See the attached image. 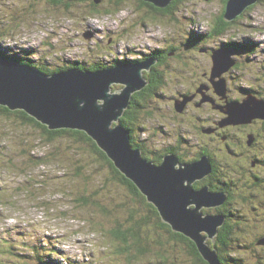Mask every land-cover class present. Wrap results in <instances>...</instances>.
Masks as SVG:
<instances>
[{
	"label": "rangeland",
	"instance_id": "rangeland-1",
	"mask_svg": "<svg viewBox=\"0 0 264 264\" xmlns=\"http://www.w3.org/2000/svg\"><path fill=\"white\" fill-rule=\"evenodd\" d=\"M69 1L54 4L49 0H0L1 47L11 56L29 57L33 66L54 69L81 61L88 67L97 62L111 67L116 58L124 61L143 58L159 42L163 46L167 38L171 41L176 37L179 40L176 44L181 45L190 31L207 32L224 9V0H185L174 14L157 15L156 19L146 21L144 16L149 8L142 0H126L120 6L103 0L98 8L102 12L98 14H92L91 0ZM108 9L111 13H107ZM230 39H238L249 48L240 55L239 67L225 75L229 80L228 96L243 101L250 93L244 92L249 89L264 96L262 1L244 12L223 37L208 41L209 45L205 43L207 40L201 41L197 50L181 49V55L170 59L162 70L166 84L147 101V111L141 113L132 128L136 140H143L144 150L139 148L147 161L152 159L143 155L145 150L151 157L161 156L163 163L165 155L161 153L170 144L177 147L186 161L194 159L204 146L223 152H215L220 174L229 173L225 152L236 161L234 164L244 160L239 164L242 169L234 173L231 189L237 204L232 207L237 215L230 221L234 237L241 238L243 244L228 249L232 253L227 254L232 264H259V260H264V239L256 242L264 235V186L258 189L248 184H253L251 179L256 172L264 177L263 164L257 171L256 166H251L254 153L259 152L264 159V120L257 119L247 127L228 125L225 131L237 145L227 150L225 145L221 146V136L205 134L201 129L216 128L214 122L223 121L228 115L208 105L216 102L214 95L208 94L209 89L198 100L193 89L195 84L205 82L203 74L211 73L214 65L209 54H201L200 49L219 48L217 42ZM123 86L114 84L113 89L117 92ZM181 91H188L187 100L178 102V106L186 102L182 105L186 108L184 113L175 110L173 100ZM217 95L224 99L223 94ZM194 99L204 103L203 107H189ZM253 133L262 135L260 149L247 147L249 134ZM177 159L179 165L192 163L179 156ZM208 185L209 192H218L209 182ZM246 196L250 201L245 203ZM85 198L90 201L84 203ZM0 199V264H39L38 257L50 264H201L182 240L173 238L157 222L153 225L142 222L136 230L141 245L147 242L150 248H166L167 262L160 256L154 258L156 253L152 251L135 257L132 252L120 253L118 248L124 244L108 229L118 222L127 228L144 217L154 218L145 201L114 177L110 165L87 142L67 136L51 142L39 127L15 114L2 112ZM98 205L107 208L112 219H107ZM193 207L195 203L189 205ZM212 208L203 206L201 210L214 216L216 210ZM200 234L208 236L206 231ZM209 240L210 237L205 239L207 245Z\"/></svg>",
	"mask_w": 264,
	"mask_h": 264
},
{
	"label": "water",
	"instance_id": "water-1",
	"mask_svg": "<svg viewBox=\"0 0 264 264\" xmlns=\"http://www.w3.org/2000/svg\"><path fill=\"white\" fill-rule=\"evenodd\" d=\"M146 1L166 7L173 0ZM257 1L229 0L226 20L236 19ZM238 53V50L226 47L213 51L212 83L216 92L224 95L226 104L220 109L228 115L221 121V126L248 125L257 119L264 120V98L249 93L243 101L228 100V82L224 74L236 65ZM155 62L153 58L120 61L99 69L69 67L46 73L36 66L22 64L0 54V105L10 110H24L50 129L75 128L88 132L116 166L159 208L165 222L195 239L211 264H222L218 251H213L205 239L216 238L226 216L206 215L201 208L221 205L229 195L227 192H209V186L196 190L192 184L212 171L211 158L204 155L191 164L179 165L177 155L169 153L163 163L147 161L142 150L133 147L131 132L120 121L134 93L148 84L144 71L150 70ZM114 84L124 86L115 92ZM182 105L177 103L180 112L184 110ZM253 136L249 135L250 145L255 140ZM191 203L196 207L189 208ZM201 231L209 235L203 237Z\"/></svg>",
	"mask_w": 264,
	"mask_h": 264
},
{
	"label": "trees",
	"instance_id": "trees-1",
	"mask_svg": "<svg viewBox=\"0 0 264 264\" xmlns=\"http://www.w3.org/2000/svg\"><path fill=\"white\" fill-rule=\"evenodd\" d=\"M49 1L54 3V4H60V3H64V1H66V0H49ZM70 1H72V0H70ZM74 1L80 2V3H86L85 2L86 0H74ZM99 1L101 2L103 0H99ZM99 1L98 0H91L90 1L89 6L93 10L92 14H98V13L102 12V10L98 9L99 4H101ZM110 1H111V3L113 2L114 4L120 6L126 0H110ZM144 1H146V0H144ZM173 1L168 6H166L167 9H166V7H161V9L157 8L158 6H156L152 2L151 3L153 4V6L155 5L154 6L155 10L160 9L161 11H164L163 15H165L167 13H171V14L173 13L172 12L173 8H170V10H168L169 6L172 3H175L176 5L178 3H180L179 2L180 0H173ZM262 1H264V0H258L257 3L250 5L246 11L257 6V4L262 2ZM228 3H229V0H224L223 12L221 15H219L216 18L215 23L212 25L211 29L208 30L209 32L207 31L205 33H200V34L199 33L196 34L195 31L192 32L191 39H196L194 42L195 46L197 45V43L201 42L202 39L207 40V41H211L215 38L223 37L226 33L229 32L231 27L234 24H236L238 22V20H240L243 17L244 13L232 21L226 20L225 13H226V10L228 7L227 6ZM67 5H68V7L70 6L69 3ZM111 11H112L111 9H108L107 13H111ZM157 15L158 14L155 11L151 10V11L147 12V15H145L144 18L146 19V21H149V20L156 19ZM238 42L240 44H238ZM224 43H225L226 48L236 49V50L240 51V53L241 52L243 53L245 49L249 48L248 45L242 43L241 41H238V39H230ZM0 54L7 59H12V60L17 61L19 63L28 64V65L33 66L29 57L23 58V57H18V56H11L5 51L3 46L1 47V45H0ZM120 61H124V60L116 58L114 60V64H117ZM136 61H141V59L136 60ZM36 67H38L39 69H41L42 71H44L46 73H53L55 71L67 69L69 67H80L83 69H99V68L108 67V65H103V64L97 62L96 64H94V65L92 64L88 67V66H84V64H82L81 61H77V62H74L70 65H64L62 67L54 68V69H52V68L50 69L45 65L44 66H36ZM147 78L150 79L149 83L142 90L134 93L130 106L126 109L124 115L121 117V122L131 132L130 135H131L132 145L136 148L140 147L143 150H144L143 140H136V138L134 136V130L132 128V125H134L138 121L137 119L141 115L142 112L147 111V109L145 108L147 101H149V99H152V97H154V94L156 93L157 90H159V88H163L165 80H166V76H165L164 72L162 71V69L158 68L155 70V74L153 75V77L150 76ZM249 92L259 96V94L254 89H249V90H247V92H244V93L247 95V93H249ZM260 96H259L260 98H264L263 95H260ZM211 107L215 108V106L213 104ZM0 112H2L4 114H10V115L15 114L20 119H22L24 122L34 124L35 126L42 129V133L45 135V138L51 142L52 141L54 142L55 140H57L59 138H63L64 136H67L69 139L74 140V141L87 142L88 144H90L92 146L93 151H96L98 153V155L110 165L112 172L114 174V177L116 179H118L121 183H124L125 185H127V187L134 194L139 195V197H141V199H143L145 201V203L149 206L151 212L154 214V218L144 217V218H142V220L131 222L132 224L127 227L128 229L124 228L123 227L124 225L120 224L119 222L115 223V225H113L110 229H108V231L112 234V236L116 240H118L124 244L123 248H118L120 253L121 252H127V253L132 252V253H134V256L131 254V257L132 256L135 257V254L136 255H145V254L152 251V252L156 253L154 258H158L157 256H160L164 261L167 262L168 256L166 254V248H150L149 247L150 244L147 242L144 243L143 245H141L139 231L136 230L137 227L142 225L141 224L142 222H144L145 224H149V225L150 224L151 225L156 224L155 222H157L158 226L163 228V229H166L168 231V233L172 235L173 238H176L178 240H182V242L189 247L190 252L195 256V258L197 259V262H199L201 264H211L201 253L200 248H199L196 240L193 239L192 237L186 235L184 232L176 231L171 224L165 222L163 220V216H162L159 208L153 202H150L148 200V197L146 196V194L143 193V191L139 188V186L134 181H132L130 178H128L116 166L115 161L109 157L107 152L98 144V142L88 132H86L85 130L75 129V128L50 129L48 125L41 123L39 120H37L36 118H34L30 114H28L26 111H24V110H10L8 107H6L4 105H0ZM214 123L217 126L219 125L217 122H214ZM216 125H212V126H216ZM227 126H220L219 125L218 126L220 129L219 132L225 133L226 132L225 129H227L226 128ZM238 126H244V127L246 126L247 127V125H238ZM204 129H206V128L201 129V131L203 133L211 134V132H206ZM253 134L255 135V133H253ZM211 135H213V134H211ZM214 135H216V134H214ZM260 136H262V135L257 134L255 141L251 145L247 142L248 149H252L255 147H258V149H260V147H261V145L259 147ZM223 145H225V147H229V146H235V145H237V143L233 142L232 140L222 139L221 146H223ZM145 151L143 152V155L145 157L147 156L149 159L151 158L152 161H155L158 164L163 161V158L161 156L151 157L152 154L146 155ZM165 152L166 153L168 152V154L170 152H176V153H178V156L180 159L183 158L184 162L186 161L185 157L182 156V153H180L178 150H176V148L173 145L169 149H166ZM215 152L219 154L220 151L212 150L211 148L204 146L200 149L198 154L192 160H195V161L199 160L204 155L209 156L211 158V161H212L213 169L209 173V177L207 176L206 178H207L208 182L211 184L212 189H214L216 191H221V190H229L230 191V195H229L228 199L223 204H221V207H219V205H215V206H213L214 209L212 208L213 211L218 208L214 215H217L221 211L224 212L225 216H226V222L223 226H220L219 234L217 235V239L215 238L216 240L215 239L213 240L210 237L209 243H210V247L212 250L216 249L218 251L219 259H220L222 264H232L230 262V259H229L227 253L231 254L232 252L230 250L232 248L240 247V246H242L243 243H242L241 238L234 237L235 229L230 223V221L233 218H235V216L237 215V213H235V211L232 207V206L236 205L237 203H235L236 198H235L233 191H231L232 190L231 187L233 186V181L235 180L234 173H237V171H239V168H240V170L242 169L241 165H239V164L240 163L243 164L244 160L241 159V161H239L240 160L239 159L238 164H236V163L234 164V162H236V161L232 160L231 157L228 154H226L227 152H225V155L223 156L224 161H227L230 164L225 163V166L229 165V173H225V175L223 176L222 174H220V168H219L220 163H219V160L216 159L218 154H216ZM220 153L223 154V152H220ZM253 159L257 161L256 168L254 169V171H257V169L260 167V165H262V164L264 165V159L259 157V152L254 153ZM192 160H187L186 162H189ZM251 166L253 167L252 162H251ZM252 178H254V179H251L253 184H248L250 188L257 187L259 189V188L264 186V184H260V183H264V177H260L259 175H257V172L252 176ZM204 179H205V177H201V178L197 179L195 181V184L199 185ZM208 182H206V183H208ZM203 184L204 183H202L201 185H203ZM250 193L252 195V193H254V192H250ZM255 194H257V193H255ZM251 195H250V197H251ZM250 197H247L245 199V203L250 201L249 200ZM83 200H84L83 201L84 203L90 201L89 198H85ZM0 201H1V199H0ZM98 206H99L100 210L102 211L103 215H105V217L107 219H112L109 216L110 212L107 208H103L100 205H98ZM204 211L206 212V210H204ZM206 233H207V235H209L208 232H206ZM131 237H133L136 241H134ZM262 238L264 239V235L261 238H258L256 242H258ZM134 246H136L137 248H133ZM248 248H250V245H248ZM228 249H230V250H228ZM135 251H136V253H135ZM38 260L42 264H50V262L47 260H44L43 257H38ZM258 262H259V264H262V263H264V260H259ZM51 264H52V262H51ZM240 264H241V262H240Z\"/></svg>",
	"mask_w": 264,
	"mask_h": 264
},
{
	"label": "flooded vegetation",
	"instance_id": "flooded-vegetation-1",
	"mask_svg": "<svg viewBox=\"0 0 264 264\" xmlns=\"http://www.w3.org/2000/svg\"><path fill=\"white\" fill-rule=\"evenodd\" d=\"M143 1V5L144 6H146V7H148L149 9H147L146 11L148 12V11H155L158 15H163L164 14V11H161L160 9H161V7H157V8H160L159 10H155L154 8V6H153V4L152 3H150V2H146V1H144V0H142ZM183 1H185V0H180L179 2L181 3V2H183ZM174 2V1H173ZM180 3H178L177 5L175 4V3H172L170 6H169V8H168V10H170V8H173V10H172V14H174V12H175V10H177V7H178V5L180 4ZM166 9H167V7H166ZM171 13H167V14H165V16H167V15H170ZM192 31H190L188 34H187V39H185L184 41H182L181 42V45H177L176 44V42H178L179 43V40L176 38V37H172V39H171V41L167 38L166 40H167V42L166 41H164V45L163 46H161L160 45V42H159V44L155 47V48H153V50H151L149 53H147V54H145L144 56H143V58H141V61H144V60H147V59H150V58H153V59H156V62L152 65V67H151V69L150 70H145L144 71V73H145V76H146V79H147V82L149 83V81H150V79L149 78H147V77H153V75L155 74V70L156 69H158V68H160V69H162L163 70V67L165 66V64H167V63H169V61H170V59H173V58H177L179 55H181V53H180V50L181 49H183L184 51H186V52H188V51H193V50H197L196 49V46L198 45V43H197V45L195 46V40L196 39H191V33ZM209 32V31H208ZM213 40H215V39H213ZM213 40H211V41H213ZM201 41H204V39H202ZM227 40H225V41H221V42H217L218 44H219V48L220 47H225V43L224 42H226ZM205 43L207 44V45H209L208 43V41H205ZM238 44H240L239 42H238ZM150 48H151V46H150ZM215 49H218V48H214V47H212V48H209L208 47V49H205V50H201L200 49V52H201V54H204V53H207V56H208V54H209V56H210V58H212L213 59V51L215 50ZM242 54V52L240 53V51H239V53H238V55H236V59H237V63H236V65L233 67V68H231L227 73H229L230 71H234V70H236L238 67H239V65H240V55ZM113 65H115V64H113ZM227 73H225L224 74V77L227 79V82H228V86H229V80H228V77L227 76H225ZM203 76H204V80H205V82H201L200 83V85L198 86V84H195V87L193 88L195 91V97H197V100H198V98L200 97L201 98V95L203 94L204 96L206 95L205 94V90H207V89H209L208 90V94L210 95L211 93V95H214V100L216 101V102H208V105H210V106H212V104L215 106V108L214 109H216V110H218V108H222L223 107V105H225L226 104V100H224V99H221V98H219V96L217 95V93L215 92L216 90H215V87H214V84L212 83V71H211V73H210V71L208 72H205L204 74H203ZM166 84V81H165V83H164V85ZM244 92V91H243ZM188 93V91L187 92H185V91H181L178 95H176V96H174L173 97V100H175V106H176V108H175V110L177 111V112H179L178 111V109H177V103H178V101H182L183 99H185V100H187V97H186V94ZM210 95V96H211ZM213 98V97H212ZM228 99L230 100V101H235V100H237V101H239V100H241V99H231L229 96H228ZM197 100H193L190 104H189V107L191 106V107H196V108H201V107H203V104L202 103H200L199 101H197ZM188 105H186V107H187ZM185 110H186V108H184V111L183 112H181V113H184L185 112ZM221 112H223V111H221ZM215 122H217L219 125H220V122H219V120H217V121H215ZM254 122H256V120L254 121ZM253 122V123H254ZM221 126V125H220ZM248 126V125H247ZM211 129H212V131H210L211 132V134H216L217 136H221L220 138L221 139H225V140H232V137L233 136H231V135H229V134H227V132H225V133H221V132H219V127L218 126H216V128H212L211 127ZM255 137H256V135H255ZM172 146V144H170V146L167 148V149H169L170 147ZM175 148H176V150H178L177 149V147L175 146V145H173ZM227 148V147H226ZM227 150H228V148H227ZM166 151V149L164 150V152L163 153H161V155L162 156H164V155H167L168 154V152L166 153L165 152ZM170 153H174V154H176L177 156H178V153H176V152H170ZM156 157V156H155ZM217 159V158H216ZM193 161H195V160H193ZM193 161H191V162H193ZM253 162H252V165L253 166H256V164H257V161L256 160H252ZM222 175L224 176L225 175V172L223 173L222 172ZM206 182H208V180H207V178H205L199 185H196L195 183H194V188H196V189H201V188H203L204 186L206 187V185H208V183H206ZM202 183H204L203 185H201ZM209 186V185H208ZM211 187V186H210ZM232 191V190H231ZM219 192V191H218ZM220 192H227L228 193V195H230V191L229 190H221ZM219 207H221V205H219ZM218 209V208H217ZM216 209V210H217ZM216 213V212H215ZM218 214H223V215H225V213L224 212H219ZM219 234V233H218ZM217 234V235H218ZM217 235H216V239H217ZM215 239V240H216Z\"/></svg>",
	"mask_w": 264,
	"mask_h": 264
},
{
	"label": "bare ground",
	"instance_id": "bare-ground-1",
	"mask_svg": "<svg viewBox=\"0 0 264 264\" xmlns=\"http://www.w3.org/2000/svg\"><path fill=\"white\" fill-rule=\"evenodd\" d=\"M121 121V120H120ZM114 124V123H113ZM152 162V160H150ZM199 179V178H198ZM212 206H215V205H212Z\"/></svg>",
	"mask_w": 264,
	"mask_h": 264
}]
</instances>
